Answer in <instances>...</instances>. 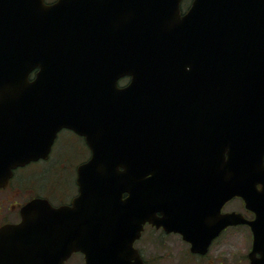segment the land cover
I'll return each mask as SVG.
<instances>
[{"label":"water","instance_id":"95a60500","mask_svg":"<svg viewBox=\"0 0 264 264\" xmlns=\"http://www.w3.org/2000/svg\"><path fill=\"white\" fill-rule=\"evenodd\" d=\"M180 1L0 0V185L47 158L63 128L92 151L70 204L34 198L0 229V264H63L74 252L85 264H143L134 242L146 221L162 224V194L149 192L148 206L147 182L165 165L146 160L133 119L177 100L194 109V98L201 171L223 173L230 196L256 211L250 257L264 264V0H193L184 15ZM123 76L132 80L119 88ZM162 133L155 152L168 150Z\"/></svg>","mask_w":264,"mask_h":264},{"label":"flooded vegetation","instance_id":"af4514ba","mask_svg":"<svg viewBox=\"0 0 264 264\" xmlns=\"http://www.w3.org/2000/svg\"><path fill=\"white\" fill-rule=\"evenodd\" d=\"M45 1L50 3L56 0ZM192 3L193 0H181L180 14L184 15ZM172 73L175 75L170 78L168 86L171 87L175 99H179V86L182 89L180 71L173 69ZM131 80V76L119 78L118 87L124 88ZM147 87L150 86L147 85ZM135 88L137 90L142 87L136 84ZM194 90L196 92V88ZM183 105L184 102L181 105L177 100L174 101L171 108L158 112L140 110L142 117L133 119V126L140 132L139 138H136L137 142L146 148V160L150 163L158 162L165 165L162 181L157 183L149 180L147 182L146 196L147 205L153 207L152 197L148 196L149 192L157 191L160 195L162 194V198L160 199L159 196L156 200L160 202L158 206L162 209V211L156 212V217L162 219V224L157 225L152 221H146L134 246L138 249L143 264H156L173 257L176 253L171 246L174 245L183 246L184 255L187 259L192 260L193 264H201L203 260H209V264H234L231 246L234 242H244L248 244V248L242 256L243 263L253 264L250 255L254 248L255 234L249 222L256 219L257 213L247 206L246 200L242 196H230V184L228 181L225 182L223 173L201 171L203 170L200 165L203 160V151L201 135L197 126L198 118L196 117L200 114V110L197 109L196 98L193 103L194 109H183ZM155 113L164 115V120L155 119ZM192 115L194 118L191 117ZM154 127L155 131H153ZM162 129L166 131L168 150L162 152L158 149L155 152L154 137L157 139L162 137ZM67 130L80 138L82 141L80 146L86 152L88 151L87 158L79 164L87 161L91 157V150L85 137L71 129ZM64 158L65 156H61V154L52 156L51 150L47 158H39L13 170L9 181L0 185V229L6 225L21 222L22 207L34 198L48 199L54 206L71 203L78 194L77 168L74 176V191L73 188L71 189L70 180L65 181V192L58 198L59 203H56L43 190L45 185L51 190L50 184L56 185V181L53 179L47 180L49 178L47 172L51 173L53 169L63 171ZM207 159L212 160L211 158ZM59 164L61 166L58 168ZM66 168L68 169L67 166ZM204 169H208V165ZM25 173L29 175L28 179L25 177ZM146 177L149 179V177H153V174L150 173ZM40 180H45L42 185ZM159 186L160 188L155 190ZM126 195L124 194V196ZM233 214L240 215L246 221L233 223ZM193 243L197 246L196 251L192 249ZM217 244L220 245L222 251L215 249L216 253L212 254V250L217 247ZM147 245L160 246L161 248L158 250L160 252L162 249V252L159 255L151 251ZM201 249H204V252ZM76 254L83 256L85 264V257L81 252H74L64 264H67ZM263 256L264 254L261 252L255 253L257 258Z\"/></svg>","mask_w":264,"mask_h":264},{"label":"rangeland","instance_id":"374dc122","mask_svg":"<svg viewBox=\"0 0 264 264\" xmlns=\"http://www.w3.org/2000/svg\"><path fill=\"white\" fill-rule=\"evenodd\" d=\"M80 144H82V141L80 138L72 134L69 130L63 129L62 131H60L53 145L52 156H57L60 154L61 156L63 155L65 156L63 160L64 170L59 171V170L53 169L51 173L47 172L49 176L47 180L50 181L51 179H53L54 181H56V185L50 184V187L52 188V190L46 187L45 185V189L43 190L45 191L46 194L50 195L56 201V203H59L58 198L64 195V192H65L64 182L65 181L70 180L71 189L73 188V191L75 189L74 176H75L76 166L80 162L84 161L88 156V151L86 152V150H84L80 146ZM60 166L61 165L59 164L58 168ZM66 166L68 167V169L66 168ZM25 177L28 179L29 175L25 173ZM44 181L45 180H40L41 185ZM147 246L149 247L151 251L156 252L159 255L162 252V249L160 252L158 250L161 248L160 246H156V245L154 247H151L149 245ZM216 246L217 247L212 250V254L215 252V249L222 251L219 244H217ZM231 247H232V252H233L232 255L234 259V264H239V263L244 264L242 256L246 252L248 248V244L244 242L243 243L234 242ZM171 248L176 253V255L166 260L159 261L156 264H193L192 260L187 259L186 256L184 255L182 251L183 246L174 245V246H171ZM67 264H84V258L81 254H76ZM201 264H209V260H203Z\"/></svg>","mask_w":264,"mask_h":264}]
</instances>
